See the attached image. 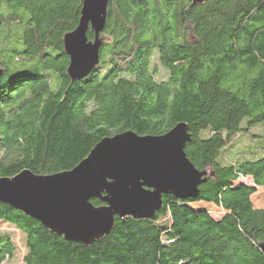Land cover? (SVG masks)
<instances>
[{
  "label": "trees",
  "instance_id": "trees-1",
  "mask_svg": "<svg viewBox=\"0 0 264 264\" xmlns=\"http://www.w3.org/2000/svg\"><path fill=\"white\" fill-rule=\"evenodd\" d=\"M81 5L0 0V177L69 171L104 137L158 136L178 123L189 126L186 157L208 177L197 198L164 195L153 217H116L89 246L0 203V221L25 236L22 264H178L179 244L158 242L163 218L191 257L181 264H264V207L250 199L264 186V143L228 156L251 127L264 138V0H109L99 62L71 83L63 36ZM9 243L0 234V257Z\"/></svg>",
  "mask_w": 264,
  "mask_h": 264
},
{
  "label": "water",
  "instance_id": "water-1",
  "mask_svg": "<svg viewBox=\"0 0 264 264\" xmlns=\"http://www.w3.org/2000/svg\"><path fill=\"white\" fill-rule=\"evenodd\" d=\"M204 1L191 0V5ZM108 4L109 0H82L76 27L63 36L71 83L86 77L99 62ZM190 140L186 123L158 136L131 131L107 136L69 171L36 175L23 170L11 178L0 177V203L65 241L89 246L111 232L116 217H153L164 195L198 197L208 173L197 170L186 157L184 148ZM94 198L102 204L94 206ZM260 249L264 254V242Z\"/></svg>",
  "mask_w": 264,
  "mask_h": 264
},
{
  "label": "rangeland",
  "instance_id": "rangeland-1",
  "mask_svg": "<svg viewBox=\"0 0 264 264\" xmlns=\"http://www.w3.org/2000/svg\"><path fill=\"white\" fill-rule=\"evenodd\" d=\"M103 40H108L107 36L102 37ZM242 126H245V121L242 123ZM263 133V129L261 126L255 125L251 127L248 132H243L238 134L234 143L230 149L228 156L235 158L240 153L254 151L258 149L263 143L264 138L261 137ZM245 183L247 185H252L250 178H239L235 184L238 183ZM252 205L254 208H263L264 207V186L256 188V192L250 197ZM194 205H199L200 207H205L209 214L215 220H218L223 215L221 209L215 207L213 204L210 203H203L197 202ZM156 233L158 234V242L159 243H166L170 244L175 242L179 244V255L177 257V263L181 264L180 262H190L191 257L188 252L186 251L185 245L180 242L176 236L172 235L169 230V222L168 220L159 219L157 222V226L154 227ZM0 234H6L9 238V245L5 251L2 252L0 257V264H22L23 258L27 253V248L25 246V236L22 234L17 228L14 226L7 224L5 222L0 221ZM146 264H155V261L149 259L145 260Z\"/></svg>",
  "mask_w": 264,
  "mask_h": 264
}]
</instances>
